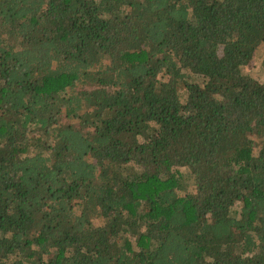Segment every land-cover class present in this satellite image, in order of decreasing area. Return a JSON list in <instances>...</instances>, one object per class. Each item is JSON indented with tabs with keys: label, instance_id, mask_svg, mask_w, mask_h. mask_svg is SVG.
<instances>
[{
	"label": "trees",
	"instance_id": "16d2710c",
	"mask_svg": "<svg viewBox=\"0 0 264 264\" xmlns=\"http://www.w3.org/2000/svg\"><path fill=\"white\" fill-rule=\"evenodd\" d=\"M264 0H0V264H264Z\"/></svg>",
	"mask_w": 264,
	"mask_h": 264
},
{
	"label": "rangeland",
	"instance_id": "374dc122",
	"mask_svg": "<svg viewBox=\"0 0 264 264\" xmlns=\"http://www.w3.org/2000/svg\"><path fill=\"white\" fill-rule=\"evenodd\" d=\"M244 72L264 82V44L257 49L252 61L244 67Z\"/></svg>",
	"mask_w": 264,
	"mask_h": 264
}]
</instances>
